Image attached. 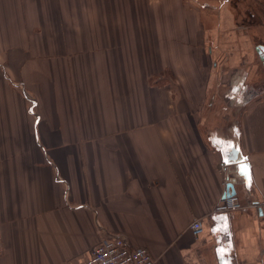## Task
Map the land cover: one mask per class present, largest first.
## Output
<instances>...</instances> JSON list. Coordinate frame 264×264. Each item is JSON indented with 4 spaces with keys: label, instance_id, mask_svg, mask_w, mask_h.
<instances>
[{
    "label": "crops",
    "instance_id": "0c3cea01",
    "mask_svg": "<svg viewBox=\"0 0 264 264\" xmlns=\"http://www.w3.org/2000/svg\"><path fill=\"white\" fill-rule=\"evenodd\" d=\"M29 2L0 0V264H76L112 234L158 264H264V212H212L229 182L247 205L264 195L258 0H156L152 43L129 44L69 37L64 0ZM49 8L60 42L37 40Z\"/></svg>",
    "mask_w": 264,
    "mask_h": 264
},
{
    "label": "rangeland",
    "instance_id": "374dc122",
    "mask_svg": "<svg viewBox=\"0 0 264 264\" xmlns=\"http://www.w3.org/2000/svg\"><path fill=\"white\" fill-rule=\"evenodd\" d=\"M63 7L65 9L64 14L66 13L67 22L71 25L77 24V26L82 28V33L80 35H69V37H80L83 38L85 42H92L93 40L98 41H111L114 43H127L130 42H138V43H152V39H154L155 35L153 34H145L142 33L141 25L143 26H155L157 23L155 21L154 16H148L143 17V12L151 13L156 8H158V4L156 0H101L100 3V14H99V8L96 6V2L94 0H85L80 5H71L70 1L72 0H64ZM152 1V2H151ZM29 2V0H28ZM81 2V1H80ZM31 3V2H29ZM258 9L264 12V3H262L260 0L256 3ZM125 6V7H124ZM159 9V8H158ZM48 14H45L46 19V29L37 28L39 31L37 32V40H45L51 42H60L62 41V33H60V26L57 24V21L54 19V13L51 10V8L47 11ZM142 14V16H141ZM209 20H204V17H201L199 24L201 26L207 28L208 26L214 25L215 16H211L208 18ZM256 19V18H255ZM38 21V17L36 18ZM258 21V19H256ZM208 21V23L206 22ZM59 23L62 24L61 21ZM126 26V31L121 30V26ZM92 26H101L99 33H95L94 35L90 33V28ZM113 26L112 32L107 33V30H104V27ZM264 27L260 28L259 32L257 29L254 31H250L249 33L252 34L253 42L259 41V38L264 40ZM119 31V32H118ZM151 32V30H150ZM92 37V38H91ZM144 37V38H143ZM147 37L150 38V41H147ZM96 38V39H95ZM230 42V41H229ZM228 43V42H227ZM226 43V44H227ZM232 43H228V46H231ZM39 45H37V50H39ZM54 49H52L53 52H59V46L53 44ZM127 46V45H126ZM153 46V45H152ZM257 56H255V62L259 65V60H257ZM209 67V66H208ZM208 67H206L208 69ZM134 66L127 64V74L134 73ZM153 68V67H152ZM258 71H260V65L258 66ZM131 69V70H130ZM215 69V68H214ZM217 69L214 71L215 79L218 78V75L216 73ZM210 71V70H209ZM207 75L208 76V73ZM187 74V73H186ZM197 74L201 75L203 77L204 72V66L197 67ZM187 84V83H184ZM182 86V83L180 84ZM203 89V87H202ZM214 89L207 93V96L205 98V104L207 106L209 105V102L211 100V96H215ZM128 96V95H127ZM127 101V105H131L134 109L139 110V99L137 97H133L131 100L129 97L125 98ZM246 101V99H245ZM34 101H30L31 107L34 109L35 106L32 104ZM189 104V103H188ZM204 104V97L197 98L196 102H192L190 107H196L200 106L202 107ZM206 106V107H207ZM130 107V106H129ZM132 110V108H131ZM200 112V109H199ZM205 106L201 110L200 114L196 115H190L189 119L191 117H195L197 121L201 120L203 121L205 117H207ZM133 117L134 114L130 113ZM140 116V115H139ZM182 117L184 115H181Z\"/></svg>",
    "mask_w": 264,
    "mask_h": 264
},
{
    "label": "built area",
    "instance_id": "2783aa9c",
    "mask_svg": "<svg viewBox=\"0 0 264 264\" xmlns=\"http://www.w3.org/2000/svg\"><path fill=\"white\" fill-rule=\"evenodd\" d=\"M248 206L264 212V195L263 199L252 201L247 205L235 193L218 201L212 212H230ZM190 228L193 235L198 237L204 231L202 220L194 219ZM4 250V240L0 229V257L3 256ZM76 264H158V258L147 247H132L125 235L112 234L105 237L92 249L89 256L81 258Z\"/></svg>",
    "mask_w": 264,
    "mask_h": 264
},
{
    "label": "water",
    "instance_id": "95a60500",
    "mask_svg": "<svg viewBox=\"0 0 264 264\" xmlns=\"http://www.w3.org/2000/svg\"><path fill=\"white\" fill-rule=\"evenodd\" d=\"M258 51H259V53H260V55H261V59L264 60V46L261 45L260 47H258ZM235 193H236V189H235V187H234V183L229 182V183L227 184V190H226V192L224 193L223 198H225V197H227V196H229V195L235 194Z\"/></svg>",
    "mask_w": 264,
    "mask_h": 264
},
{
    "label": "snow or ice",
    "instance_id": "6c2138e0",
    "mask_svg": "<svg viewBox=\"0 0 264 264\" xmlns=\"http://www.w3.org/2000/svg\"><path fill=\"white\" fill-rule=\"evenodd\" d=\"M215 230V229H214Z\"/></svg>",
    "mask_w": 264,
    "mask_h": 264
}]
</instances>
